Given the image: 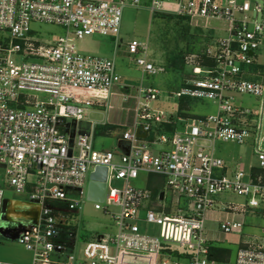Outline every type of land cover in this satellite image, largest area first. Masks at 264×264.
Wrapping results in <instances>:
<instances>
[{"label": "built area", "instance_id": "1", "mask_svg": "<svg viewBox=\"0 0 264 264\" xmlns=\"http://www.w3.org/2000/svg\"><path fill=\"white\" fill-rule=\"evenodd\" d=\"M146 1L153 15H175L192 28L211 30L221 23L227 37L202 51L212 65L197 55L187 59L192 75L180 90L167 95L140 87L135 94L122 93L124 103H135L119 134L125 148L99 152L95 137L106 123H93L89 135H71L68 123L85 120L92 107L109 108L121 83L115 59L125 45L123 12L140 8L143 0H0V166L5 182L17 194H28L37 208L35 219L6 216V227L24 225L16 241L32 254L31 264H264V228L243 236L234 263L230 256H213L219 247L205 229L214 217L223 234H241L248 215L264 218V62L258 54L264 50V0ZM33 23L67 32L44 42L32 35ZM95 35L114 38L113 58L78 52L77 42ZM124 51L143 74L165 72L150 58L147 43L132 40ZM236 94L259 97L262 104L242 108ZM183 99L211 101L217 114L186 119L178 108L168 112L160 106ZM217 142H252L257 166L247 171L240 162L225 161L215 153ZM98 167L108 170L103 202L88 199ZM140 173L165 178V187H132ZM225 194L245 201L225 203ZM5 200L0 188V226ZM85 201L113 220L116 234L82 236ZM143 212L147 223L160 228L159 236L141 233L136 222Z\"/></svg>", "mask_w": 264, "mask_h": 264}, {"label": "rangeland", "instance_id": "2", "mask_svg": "<svg viewBox=\"0 0 264 264\" xmlns=\"http://www.w3.org/2000/svg\"><path fill=\"white\" fill-rule=\"evenodd\" d=\"M147 3L146 0H143ZM213 29L202 30L193 29L188 27L182 19L165 17L164 19H151L150 12L142 9H135L128 7L123 12L122 26L120 37L124 38V43H128L133 39H137L142 43L148 40V34L151 36L149 39V52L151 57L157 63H162L165 67V72L158 75H143L137 67L135 60L132 59L127 53L124 52L125 45L119 52L115 59L117 73L125 81L129 83L130 88H137L142 85L144 87L156 88L163 93L170 95L180 90L185 83V80L192 75V69L187 64L188 58L192 55L199 56L202 64L206 59L202 56V51L210 45L212 40L226 38L227 34L223 30L224 26L221 23H213ZM32 35L36 36L44 42L55 41L58 37L65 36L66 30L63 27L54 24L46 23H33L31 25ZM114 38L102 36H88L83 40L77 42V49L86 56H98L101 51L111 52L110 59L113 58L114 52ZM259 58L264 62V50L258 52ZM102 56V55H100ZM264 75V68L262 71ZM236 105L242 108L252 110L259 109L262 100L253 95H234ZM181 102V101H180ZM180 102L166 103L162 101L160 106L168 112H175L178 108V115L186 119L203 118L217 114V106L211 101L204 100H190L185 99L182 101L186 103V109L181 112ZM97 109L95 115H88V117L81 122L68 123V131L71 135L75 132L79 134H90L92 124L100 122L105 118L103 108L92 107L90 111ZM88 112V114H89ZM185 124L178 123L179 129H183ZM123 128H117L110 135H96L95 137V150L110 151L118 145L125 148V145L119 142L120 133ZM264 131V127H263ZM159 147H155L154 150ZM217 156L223 158L227 162H240L244 164L247 171L252 166H257V159L254 153L252 142L245 145H237L229 142H217L214 146ZM116 158V162H117ZM166 179L156 175H148L140 173L136 180L130 182L132 187L138 189H148L156 192L165 187ZM122 183L119 182L117 187H121ZM0 188L4 191V199L7 200L5 212L8 218L26 221L35 219L37 208L30 203L28 194H17L13 188L4 180V168L0 166ZM78 196V191H73V197ZM223 202L241 203L245 200L242 197L225 194L222 196ZM168 201V200H167ZM217 212H221V206L215 208ZM110 212H118V209L109 207ZM145 213H141V219L136 223L140 227L141 233L148 236H159L160 228L155 224L147 223L144 220ZM214 216V215H212ZM264 228V218L258 216L248 215L246 218V226L242 229V233H229L223 234L221 231L220 223L214 217H210L205 221V229L213 235L216 239L213 245L229 251L230 261H236L237 253L240 248L241 240L244 235L261 234ZM117 230L114 222L108 216H105L101 211L94 208L92 202L85 201L82 208V236L86 240H92L96 235L102 234H116ZM0 262L12 264H31L32 254L25 250L14 238L3 236L0 233Z\"/></svg>", "mask_w": 264, "mask_h": 264}, {"label": "crops", "instance_id": "3", "mask_svg": "<svg viewBox=\"0 0 264 264\" xmlns=\"http://www.w3.org/2000/svg\"><path fill=\"white\" fill-rule=\"evenodd\" d=\"M166 8H174V6H169V7L167 6ZM138 9H142V10H146L147 11L148 10L147 3H144V1H143V5L140 8H138ZM158 14H162V15L164 14V15H167V16H174L176 19H181L179 17H176L175 15H171V14H167V13H158ZM150 17L154 21L156 19H160V18H157L155 16V14L153 15L151 12H150ZM183 22L185 24H187L188 27L192 28L189 25L188 22H186L185 20H183ZM193 29H196V28H193ZM120 39L124 43V38L123 37H120ZM149 39L151 41V36H149V34H148V38H147L148 41L146 42L148 45H149V42H150ZM133 40H137V39H133ZM131 41H129V42H131ZM128 43H126V44H128ZM100 55H102V56H100ZM100 55H98V56L105 57V58H109L111 56V52L101 51V54ZM150 58H153V57H150ZM143 75H146V74H143ZM126 81H125V78H124V81H123V78L121 77V83L119 85H117L113 89L112 95L110 96V99H109V108L106 109V110L104 109V112H105V118H104V120H101L100 122H96V123H106V126L114 127L115 130H117V128L122 127L126 122H130L131 121V116L129 114V110L130 109H133L135 107V103L133 101H129L127 103H124L123 100H122V98H121V94L124 93V92L126 93V91L127 92L129 91V92H132L133 94H135L137 88H140V87L141 88H145V87L142 85V83H143V81H142L140 87L130 88V86H129L130 84L127 83ZM95 108H97V107L95 106ZM98 112H100V111H98L97 109H94V110L90 111L88 115H95Z\"/></svg>", "mask_w": 264, "mask_h": 264}, {"label": "water", "instance_id": "4", "mask_svg": "<svg viewBox=\"0 0 264 264\" xmlns=\"http://www.w3.org/2000/svg\"><path fill=\"white\" fill-rule=\"evenodd\" d=\"M137 135L140 138H145L146 135L140 134V131H137ZM107 175H108V170L106 168L98 167L96 171L92 174L91 179L92 182L89 185V191H88V199L90 201H97V202H103L104 196H105V191H106V180H107ZM164 198V192L160 193V199L163 200ZM7 200L4 201L3 203V208H2V213H1V226H0V233L3 236L6 237H12L16 240L18 234L24 230V225H19V229H7L6 223V212H5V207H6Z\"/></svg>", "mask_w": 264, "mask_h": 264}, {"label": "trees", "instance_id": "5", "mask_svg": "<svg viewBox=\"0 0 264 264\" xmlns=\"http://www.w3.org/2000/svg\"><path fill=\"white\" fill-rule=\"evenodd\" d=\"M155 16L157 18H161V19H164L165 17H171V18H175L174 16H167V15H162V14H155ZM213 62L211 60H205L203 65H212ZM182 101H185V99L181 100L180 102V105H181V112L186 109V103L182 102ZM168 129H170L169 127H167ZM109 130H115L114 127H109V126H101L97 129V135H103L105 134L106 132H108ZM213 256L220 260V261H225L226 259H228L229 257V251L225 250V249H222V248H216V249H213Z\"/></svg>", "mask_w": 264, "mask_h": 264}]
</instances>
